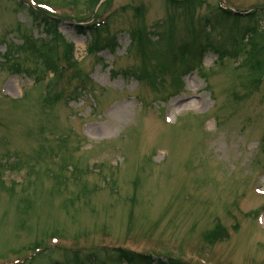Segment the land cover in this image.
<instances>
[{
    "label": "rangeland",
    "instance_id": "obj_1",
    "mask_svg": "<svg viewBox=\"0 0 264 264\" xmlns=\"http://www.w3.org/2000/svg\"><path fill=\"white\" fill-rule=\"evenodd\" d=\"M260 10L0 0V264H129L113 248L264 264V20L247 35ZM193 33L213 47L202 61L180 50Z\"/></svg>",
    "mask_w": 264,
    "mask_h": 264
},
{
    "label": "trees",
    "instance_id": "obj_2",
    "mask_svg": "<svg viewBox=\"0 0 264 264\" xmlns=\"http://www.w3.org/2000/svg\"><path fill=\"white\" fill-rule=\"evenodd\" d=\"M20 3L22 5H24L23 2H20ZM74 3H76V2H73L72 4H74ZM29 10H30V12L32 13V15L34 17L40 18L41 21H43L44 23H46V22L49 23L50 26L52 27V29L54 30L53 32H56V36L59 37V34L57 33V26L59 24V20L58 19L52 18L53 15H50V14H49L50 16L46 15V14L43 15V14L39 13V10H37V9H35L33 7H31ZM222 11L228 17L240 18V15H242V14H239V13H234L230 9H222ZM258 12H260V13L257 14V12L255 11L254 13L249 14L251 16L250 20H254V25L251 26V27H248V30H247L248 31L247 35H250L251 37L252 36L254 37L257 34V28L255 26H258L259 22L262 19L264 20V10L263 11L260 10ZM261 15H262V18H260ZM54 17H56V16H54ZM206 21L208 22V20H206ZM204 23H206V22H204ZM207 24L208 23H206L205 25H207ZM92 27L90 26L89 28L92 29ZM193 34L195 36L193 35L192 42L183 44L180 47V50L182 52L189 53V54H191V53L193 54V51H194V53L196 55L200 54L199 60L201 61V57H203L202 55L204 54L202 52H205V50L207 51L208 49L210 50V48H213V47H212V44L210 43V41L207 40L205 35H204L203 38L205 39V41L202 42V44H200L196 48L195 44H196V42H198L199 36L201 34H197V33H193ZM200 40H202V39H200ZM51 41H52V39H51ZM115 46H116V42H109L108 44L106 43V45L103 46V47H105V48L106 47L107 48L110 47L111 50H114ZM67 47H68L67 48V57H68V59H72V57H73V43L71 41H68ZM51 49H52V47H51ZM251 51H252L251 59H252V61L255 60V67H256V70H254L252 72L253 75L251 76V78L254 79L255 81H259L260 77H262L261 71L264 68V55H263L264 44H261V43H258V42L254 43L252 48H251ZM50 64H54V67H52V68L54 70H58L57 67H56V62L53 59V57H51ZM219 231H221V230H219ZM110 250L114 251V252H117V255L119 256V259H121L123 261H127L129 264L130 263L131 264H184L183 262H181L179 260L163 259V258H157L156 259V258H153L152 256H146V255H142V254H137V253H135L133 251H130V250H127V249H123V248L110 249ZM75 255H76V259L79 258V255L77 253Z\"/></svg>",
    "mask_w": 264,
    "mask_h": 264
}]
</instances>
